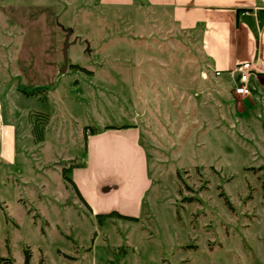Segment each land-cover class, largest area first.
Instances as JSON below:
<instances>
[{"label": "rangeland", "instance_id": "1", "mask_svg": "<svg viewBox=\"0 0 264 264\" xmlns=\"http://www.w3.org/2000/svg\"><path fill=\"white\" fill-rule=\"evenodd\" d=\"M115 1L0 0V264H264L261 102L235 114L195 40ZM133 123L150 183L131 218L95 213L71 169Z\"/></svg>", "mask_w": 264, "mask_h": 264}, {"label": "crops", "instance_id": "2", "mask_svg": "<svg viewBox=\"0 0 264 264\" xmlns=\"http://www.w3.org/2000/svg\"><path fill=\"white\" fill-rule=\"evenodd\" d=\"M143 1L162 11L165 19L175 23L189 39L195 40L198 48L193 54L195 58H202L200 72L203 80L208 81L212 75L218 79L217 84H232L228 102L235 114L247 113L257 102H261L264 108V0ZM125 2L132 3L133 0ZM246 62L256 68L250 76L251 93L235 95L233 89L238 75H231V71ZM216 71L219 74L216 75ZM207 85L201 92L204 96L201 108L213 107L211 91L217 87L213 83ZM205 116L207 118L209 114L205 113ZM209 120L216 128L222 126L218 115H210L206 121ZM127 125L125 128L101 127L100 131L86 135L87 157L71 169L78 195L92 206L95 213H105L109 206L113 208L111 211L123 215L136 214L139 201L150 183L141 129L138 124Z\"/></svg>", "mask_w": 264, "mask_h": 264}, {"label": "built area", "instance_id": "3", "mask_svg": "<svg viewBox=\"0 0 264 264\" xmlns=\"http://www.w3.org/2000/svg\"><path fill=\"white\" fill-rule=\"evenodd\" d=\"M256 70L255 66L251 63H243L236 66L232 71L231 75H238L237 84L234 86L233 93L235 95L247 96L251 93L250 89V76ZM215 74H219V71H216Z\"/></svg>", "mask_w": 264, "mask_h": 264}, {"label": "trees", "instance_id": "4", "mask_svg": "<svg viewBox=\"0 0 264 264\" xmlns=\"http://www.w3.org/2000/svg\"><path fill=\"white\" fill-rule=\"evenodd\" d=\"M128 126L129 125H122V126L107 125L104 128H125V127H128ZM98 131H100V128H92V129H90V133H95V132H98ZM66 170L67 169L63 170L64 178H65L66 181H69L73 185L71 179L66 175ZM108 215H110V216H119V217H124V218H131L129 216H126V215H123L121 213H118L117 211H111V212L108 213Z\"/></svg>", "mask_w": 264, "mask_h": 264}, {"label": "water", "instance_id": "5", "mask_svg": "<svg viewBox=\"0 0 264 264\" xmlns=\"http://www.w3.org/2000/svg\"><path fill=\"white\" fill-rule=\"evenodd\" d=\"M63 53H64V57H65V55H66V54H65V47H64V49H63Z\"/></svg>", "mask_w": 264, "mask_h": 264}]
</instances>
